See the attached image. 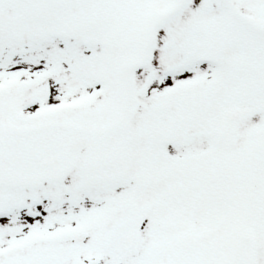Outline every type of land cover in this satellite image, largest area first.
I'll return each instance as SVG.
<instances>
[{
  "label": "snow or ice",
  "instance_id": "snow-or-ice-1",
  "mask_svg": "<svg viewBox=\"0 0 264 264\" xmlns=\"http://www.w3.org/2000/svg\"><path fill=\"white\" fill-rule=\"evenodd\" d=\"M0 264H264V0H0Z\"/></svg>",
  "mask_w": 264,
  "mask_h": 264
}]
</instances>
